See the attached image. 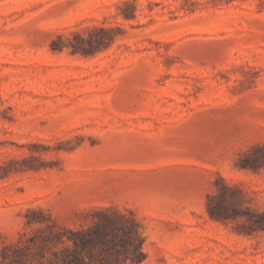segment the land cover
<instances>
[{
	"label": "rangeland",
	"instance_id": "obj_1",
	"mask_svg": "<svg viewBox=\"0 0 264 264\" xmlns=\"http://www.w3.org/2000/svg\"><path fill=\"white\" fill-rule=\"evenodd\" d=\"M99 208L137 217L142 264H264V0H0V234Z\"/></svg>",
	"mask_w": 264,
	"mask_h": 264
},
{
	"label": "trees",
	"instance_id": "obj_2",
	"mask_svg": "<svg viewBox=\"0 0 264 264\" xmlns=\"http://www.w3.org/2000/svg\"><path fill=\"white\" fill-rule=\"evenodd\" d=\"M126 19L133 15L124 14ZM112 29L97 28L96 31L109 34ZM114 40V36L94 40L92 37L75 36V42L68 46L73 54L92 55ZM64 44L55 42L54 50L61 51ZM243 168L249 167L243 164ZM224 190L231 192L230 199L241 193L224 182ZM222 202L215 204L217 196H209L207 210L219 221H227L239 215L231 202L226 200L225 191L218 195ZM34 213V211H33ZM37 214H41L37 212ZM252 231L264 232V213L244 214ZM94 219L87 227L69 228L46 224L31 233H21L15 242H9L0 234V264H142L147 260L146 243L142 224L129 212L99 208L93 213ZM34 221V220H33ZM27 222L44 223L40 220Z\"/></svg>",
	"mask_w": 264,
	"mask_h": 264
}]
</instances>
